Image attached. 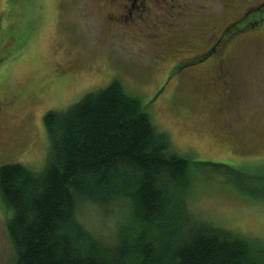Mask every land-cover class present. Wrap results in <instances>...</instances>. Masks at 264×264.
Returning <instances> with one entry per match:
<instances>
[{
    "label": "rangeland",
    "instance_id": "1",
    "mask_svg": "<svg viewBox=\"0 0 264 264\" xmlns=\"http://www.w3.org/2000/svg\"><path fill=\"white\" fill-rule=\"evenodd\" d=\"M139 1L129 15L109 0H0V165L40 170L49 154L45 113L119 80L191 162V210L264 242V0ZM245 11L256 20L225 53L235 99L214 61L172 71L177 56L202 50ZM3 202L0 264H11L12 211ZM103 213L92 203L78 208L97 233L112 225L113 212Z\"/></svg>",
    "mask_w": 264,
    "mask_h": 264
},
{
    "label": "trees",
    "instance_id": "2",
    "mask_svg": "<svg viewBox=\"0 0 264 264\" xmlns=\"http://www.w3.org/2000/svg\"><path fill=\"white\" fill-rule=\"evenodd\" d=\"M146 105L113 80L45 113L49 154L40 170L0 165L11 264H264V242L187 205L191 162ZM84 203L113 212L108 232L79 218Z\"/></svg>",
    "mask_w": 264,
    "mask_h": 264
},
{
    "label": "flooded vegetation",
    "instance_id": "3",
    "mask_svg": "<svg viewBox=\"0 0 264 264\" xmlns=\"http://www.w3.org/2000/svg\"><path fill=\"white\" fill-rule=\"evenodd\" d=\"M109 1L110 4H116L120 9L126 10L129 15H131L132 9H138L137 8L138 4L136 3V0H109ZM128 1H130L129 4ZM151 1H153L154 4L159 2V0H151ZM139 2H140V7L144 8L146 5V0H140ZM252 8H257V7L252 6ZM254 15L255 13L253 12L245 11L239 16L241 18L238 17L239 19L236 18L233 20H229L227 23H221L220 24L221 27L215 29V31L217 32V36L214 38V40L213 39L211 41L209 40V43L205 45V48L197 52H190L192 51L190 49L189 52L185 53L180 57L175 56L176 62L172 66V71H174V69L176 70L177 66H180L181 69H186L187 67H190L199 62H203V61L205 62L207 60L214 61L216 63L215 69L217 70V74H219L221 81L225 80L227 83L224 84L223 90L228 91V93H231L232 97L230 96L229 97L231 99H235L237 96V92H235V88H234L235 86L233 85L232 82L230 83V85L228 84V80H231L232 78V73L230 72L228 65L225 64L229 59L228 56L225 54L226 50H228L227 43L231 38L241 34V31L244 32V30H246L245 28H247L248 25H250L252 22H255L256 19L254 18ZM119 16L120 15H116L115 18L118 19ZM212 37H214V32L213 34H211V38ZM152 39L155 41L156 38H152ZM179 41L181 42V46L184 45L185 47V45H189L187 44L186 39H182ZM174 45L175 46L177 45V41L174 42ZM175 50H177L176 47ZM222 65L224 67L223 69H222ZM64 73L65 72L58 70L57 75H62ZM157 94L158 92L155 95ZM200 97L202 99H205L206 95L200 93Z\"/></svg>",
    "mask_w": 264,
    "mask_h": 264
},
{
    "label": "bare ground",
    "instance_id": "4",
    "mask_svg": "<svg viewBox=\"0 0 264 264\" xmlns=\"http://www.w3.org/2000/svg\"><path fill=\"white\" fill-rule=\"evenodd\" d=\"M157 92L159 93V92H161V91L158 90ZM157 95H158V94H157ZM157 95H155L153 98H156Z\"/></svg>",
    "mask_w": 264,
    "mask_h": 264
}]
</instances>
